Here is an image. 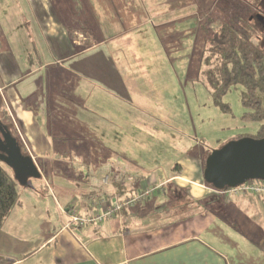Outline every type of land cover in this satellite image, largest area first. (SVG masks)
<instances>
[{"label": "rangeland", "instance_id": "1", "mask_svg": "<svg viewBox=\"0 0 264 264\" xmlns=\"http://www.w3.org/2000/svg\"><path fill=\"white\" fill-rule=\"evenodd\" d=\"M223 1L84 0L88 14L81 20L88 19L87 29L76 25L75 17L62 8L61 0H0L1 98L28 155L40 157L36 165L42 173V179H30L28 186L19 187V204L0 233V241L7 240L0 251L16 245L24 254L33 251L48 231L68 218L60 208L68 198L64 194L70 191L67 187H82L72 183V172L66 170L73 161L61 159L66 150L76 151L80 145L75 142L79 141L74 140L73 148H69L71 141L53 146L40 133L44 126H34L38 121L50 126L57 121L71 123L74 130L95 141L92 147L96 144L102 150L103 162L112 154L144 169L149 176L172 174V169L181 165L184 175L193 179L204 155L240 136L257 133L259 124L243 119L241 87L223 97L222 102L229 107L226 110L214 102L207 87L198 80L204 70L203 28L207 22L213 30L220 25ZM260 24L264 33V23ZM68 27L75 41L84 46L79 50L87 48L89 45L84 44L91 41L98 47L97 52L92 51L96 53L92 54V61H96L94 72L88 70L89 63L81 60V51L65 37ZM39 58L44 63L42 75L28 79L37 71ZM124 63H131L129 70L122 68ZM137 63L141 68L136 69ZM85 69L94 74L97 84L84 73ZM111 74L112 79L117 74L125 80L130 97L120 86V79L112 86L111 79H103L111 78ZM17 95L23 97V107L29 106L37 114L35 124L28 127L34 139L31 146L20 130L25 131V124L11 102ZM91 108L97 109L98 116L89 115ZM56 136L67 135L59 131ZM92 147H87L91 155L88 161L96 163L101 159L96 158ZM88 165L90 171L93 165ZM2 166L6 168L3 163ZM65 174L69 179H64ZM104 176L96 178L101 188ZM86 180L92 183L89 177ZM47 188L56 192L57 198ZM58 190H63L59 191L61 195ZM241 196L248 195L224 197Z\"/></svg>", "mask_w": 264, "mask_h": 264}, {"label": "crops", "instance_id": "2", "mask_svg": "<svg viewBox=\"0 0 264 264\" xmlns=\"http://www.w3.org/2000/svg\"><path fill=\"white\" fill-rule=\"evenodd\" d=\"M123 27H125L124 24ZM72 44L78 50L84 47L79 41H74ZM84 45H89V48L79 50L82 53L81 60L89 63L88 70L94 72L96 61H92V54L97 52L98 47L92 41ZM93 50L96 51L92 53ZM124 64H121L122 68L129 70L131 63L125 64L126 66ZM79 66L77 65L78 68ZM139 68H141L140 64L137 63L136 69ZM36 70L27 78L37 74L42 75L43 72L40 71L42 68ZM64 70L67 74V70ZM84 73L95 84L98 83L94 74L86 69ZM112 76L111 74V78L105 76L103 79H111L109 86L119 84L120 79V86L130 97L125 80L117 74H114L113 79ZM41 80H43L42 76ZM18 83L19 80L13 85ZM36 86L38 87V84ZM18 91L23 92L21 87ZM21 101L24 102L22 96L17 95L11 98L17 115L25 124V131L20 130L23 131L31 146L34 144V139L28 127L35 124L37 114L29 106L26 107L24 104L27 109L23 107ZM88 113L93 117L98 116L96 108H91ZM61 124L68 129L72 128V124L66 121H62ZM42 125L45 129L40 130V133L44 135L47 143L56 147L63 143L55 141L53 137L51 139L46 128L48 122L42 124L38 121V125L34 126L41 129ZM74 131L75 134L85 136L79 131ZM75 143L80 146L77 148L79 150L73 154L76 158L74 164L84 168L86 177H89L92 183L88 182L87 186L81 185L82 187L77 189L67 187L70 191L65 189L64 194H67L68 198L66 197L63 201L64 208L63 206L60 208L68 218L58 222L56 227L48 231L45 240L30 253L20 252L21 249L17 245L14 248L9 247L4 250L2 248L0 264H264V198L248 195L228 199L219 196L210 188L203 187L206 185L203 175L208 154L201 158L198 171L194 175L195 179L184 175L181 165L172 169V174L159 173L149 176L144 169L112 154L105 163L100 160L91 163L88 161L91 155L80 150L84 151L85 145ZM73 145L74 142L70 143L69 148H73ZM32 157L36 164L37 162L40 164L39 156L32 155ZM80 160H84V163H80ZM87 163L93 165L90 171H88ZM59 164L65 165L62 162ZM113 164L124 169L127 178H130L122 180L123 188L118 190L122 191L120 193L122 197L133 196L138 191L151 189L155 191L151 199L146 205L123 214L122 218L108 219L100 224L92 223L83 228L76 226L67 228L71 218L65 206L78 202L82 207V214L89 215L91 210L83 207L81 202L84 201L82 200L84 197L81 195L84 191L102 189L101 181L96 179L99 175H112L115 181L114 188H116L119 181L111 168ZM70 176L73 179L72 174H69ZM69 177L64 175L65 180ZM169 184L180 190L171 192L166 188ZM109 189L111 188H107V191H110ZM59 191L63 190H58V193ZM55 193L51 190L54 199L57 198ZM73 194L76 196L71 197L70 195ZM6 244L7 240L0 241V246Z\"/></svg>", "mask_w": 264, "mask_h": 264}, {"label": "trees", "instance_id": "3", "mask_svg": "<svg viewBox=\"0 0 264 264\" xmlns=\"http://www.w3.org/2000/svg\"><path fill=\"white\" fill-rule=\"evenodd\" d=\"M61 4H63L64 7L62 8H64L66 12L68 11L69 15L75 17L74 21H77L76 25H79L81 28L85 27L89 29V25H87L89 21L86 19L88 11L85 9L84 0H61ZM221 11L223 15L218 18L220 19V25L216 29L213 30L209 28L208 26L210 24L208 22L207 26L203 28L205 34L203 43L204 70L201 72L198 80L207 87L214 102L221 105L226 110H228L229 107L222 102L223 97L233 88L241 87V102L245 109L243 119L248 122H256L259 124L257 133L248 137L260 140L264 138V33H262L260 27V23H264V18L260 16L259 12L264 14V0H224ZM83 15L86 17H84L85 20H81ZM210 21L212 22L213 20L210 19ZM91 25L95 27L93 20L91 21ZM67 31L68 35L66 37L74 43L75 38L73 30L71 27H68ZM36 52L40 57V52ZM39 59L40 61L38 62L37 68H42L44 63L41 58ZM12 119L11 113L3 104L1 98L0 120L7 126L13 137L18 139L23 154L28 155L24 144L20 141ZM47 126L49 134L53 136L55 141L74 142V140H76L79 141L80 144H84L85 148L83 153L87 152V150L90 149L87 147H92L95 142L86 136L75 134L72 128L68 129L61 124V121L54 122L52 126L48 123ZM59 131L66 133L67 136H56ZM244 137L247 136H240L235 140H240ZM92 149L95 150L94 153L96 158H100L102 161L105 160V157L100 154L102 150L97 149L96 144ZM76 151H78V149ZM74 153L75 150L73 151V149H69V151L66 150L62 154L63 156L61 159L64 161H73L71 162L73 165L67 167L66 170L72 172V183L76 186H81L83 182L88 183V181L86 180L87 177L84 168L74 164L76 160L73 155ZM110 157L111 155H107L106 161ZM205 167L206 160L204 169ZM111 168L114 175H116V179L119 181L117 182V186H115L117 190H122V180L127 178V174L124 169H120L119 166H115L114 164L111 165ZM84 185L87 186L86 184ZM206 185L213 188L208 184ZM19 187L20 184L15 179L14 172L7 166L4 168L0 162V232L13 209L19 204ZM166 188L171 190V192L180 190L170 184L167 185ZM49 190L47 188L46 191L49 192ZM107 192V188H102L97 191H84L81 195L84 197L82 199L84 201L81 202L83 207L89 210L88 201L96 197H101ZM118 193L120 194L122 191H118ZM68 206L69 205L65 206V209H69ZM129 211L131 210H125L124 215Z\"/></svg>", "mask_w": 264, "mask_h": 264}, {"label": "water", "instance_id": "4", "mask_svg": "<svg viewBox=\"0 0 264 264\" xmlns=\"http://www.w3.org/2000/svg\"><path fill=\"white\" fill-rule=\"evenodd\" d=\"M0 162L14 172L20 186H28L30 179L42 178L33 158L23 154L19 142L1 120ZM252 180L264 181V138L234 140L208 156L204 181L216 190L236 188Z\"/></svg>", "mask_w": 264, "mask_h": 264}, {"label": "built area", "instance_id": "5", "mask_svg": "<svg viewBox=\"0 0 264 264\" xmlns=\"http://www.w3.org/2000/svg\"><path fill=\"white\" fill-rule=\"evenodd\" d=\"M114 179L109 175H105L102 179L104 188H111L107 193H104L101 197H96L88 201L89 215L82 214L81 205L78 202H74L68 209L70 214V224L67 228L73 226L83 228L92 223H103L108 219L122 218L125 210H132L136 207L144 206L151 199L153 190L146 189L138 191L133 196L122 197L116 188H114ZM208 188L206 185L203 186ZM210 189L222 196L232 195H253L259 198H264V181L252 180L239 187L230 188L226 190Z\"/></svg>", "mask_w": 264, "mask_h": 264}]
</instances>
